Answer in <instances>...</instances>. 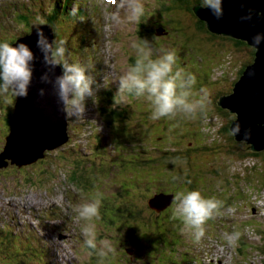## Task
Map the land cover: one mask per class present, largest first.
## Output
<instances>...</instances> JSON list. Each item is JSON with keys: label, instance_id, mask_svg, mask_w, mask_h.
I'll return each mask as SVG.
<instances>
[{"label": "rangeland", "instance_id": "rangeland-1", "mask_svg": "<svg viewBox=\"0 0 264 264\" xmlns=\"http://www.w3.org/2000/svg\"><path fill=\"white\" fill-rule=\"evenodd\" d=\"M160 1L164 0H140L145 10L141 17L146 18L150 12H156L157 9L161 8ZM119 8L117 10L115 8L110 9L107 23L111 30L110 38L107 35L108 27L97 23V18H91L96 26L98 25L100 32L96 58L98 57L100 61L97 67L102 70L101 75L96 74L92 68L86 66L84 58L79 57L78 59L89 69V73L94 80L93 88L99 90L94 93L91 100L87 101V111L83 118H70L73 120L72 124L68 126L71 131L70 139L61 147L52 149V152L50 151L49 156L46 157L47 159L41 158L35 163L23 166H17L10 162L7 165L0 166V264L12 262L2 252L4 239L1 237V233H3L5 238H12V242L9 245L17 250L29 249L31 244L32 249L40 248L42 257L37 256L34 259L41 264H159V261L155 258L156 255L152 252L158 251L160 253L161 251V247L157 242L160 240L157 233L148 230L147 225L142 224L141 221L131 222L129 219L127 221L123 217L120 218L117 207L122 205V199L125 197L123 194L125 191L123 190L125 188L133 189L132 185H135V182L131 185V178L134 181L153 179L154 182L156 175L163 174L164 171L161 170L155 173V168L152 169L148 166L132 167L128 165L129 161L124 160L126 162H122L119 156H126L124 147L112 139L111 141L115 146L108 149L113 155L117 156L116 159H114V156L109 158L103 156L104 153L101 152L103 148L94 149L92 147L96 141L94 139L96 133L100 132L102 134L109 130L105 125L106 123L101 120L102 116L100 114V108L107 106L105 102L106 96L102 93L107 84V79L104 76L108 75L109 80L114 85H118L120 76L134 64L133 61L137 58L131 45L134 42L143 43L137 38V21L133 22L128 19L129 13L126 3H124V9H122L123 17L119 14ZM98 9V14L103 17V7L100 5ZM7 10L15 9L11 7L5 8L0 12V15ZM70 10L73 12L77 11L76 8H69L70 15L72 14ZM45 11V9H41L40 5H37L36 8L22 11L25 15L23 20H18L17 14L12 13L13 18L11 21H13L14 25L11 26L14 28L9 29L6 25H1L0 38L15 33L21 36L22 30H26L28 26L30 28L33 21L38 17H42ZM87 11L90 12L91 10ZM114 14L119 16L118 23L112 18ZM63 16L60 17L61 20L58 19L55 22V31L59 38L66 40L67 34H73L74 31H78L76 30L78 24H80L78 20L82 15H75L72 18H69L68 14ZM185 33L188 34L191 40L188 43L177 39L173 41L172 39L149 38L148 41L153 51V58L156 54H161V49H167L176 52L177 61L174 70L183 69L185 73H190L195 68L202 70L201 66L205 65L207 70H204L203 74L196 78V82L202 79L203 83H207L203 86L209 98L216 96L218 91L229 89L231 82L237 79L240 67L247 57L250 56V49L247 50L246 47L239 46L224 36L206 42L205 34L201 31L190 33L187 30ZM170 36L174 37V34L171 33ZM78 40L84 42L89 39L83 35ZM72 45L73 53L75 51L78 52L79 50L76 49L75 43ZM157 46L158 48H156ZM219 52L221 55L218 54ZM66 58L68 61L71 60V57ZM102 61L107 63L110 69L108 67L104 68L103 64H101ZM192 93L194 99L199 98V91L194 90ZM225 93L228 92L225 91L223 94ZM121 102L127 101L123 100ZM13 103L14 97L10 93L7 97L0 96V140L2 141L0 142V148L4 144V135L8 131V128L6 130L1 128V124H4L5 121L3 112L9 107L13 108ZM208 109L212 116L211 120L209 119L205 123L210 127L213 126L210 130L216 136L219 145L217 146L218 151L225 153L229 143L222 137V133H219V129L225 124L226 116L213 111L212 107ZM127 145L131 147V144ZM70 146L76 147L81 152H86L89 156L86 159L80 157L77 162L73 158L69 157L68 159L62 156L64 153H60L59 150L65 151V149L67 150L66 147ZM223 163V161H220L219 165ZM229 164L231 167L228 169L227 175L232 174L235 176L233 184L236 185V181L239 180L238 183H242L243 186L244 183L247 184L245 187H248V189L246 188L245 192L243 190L242 195L236 194L232 197L234 205H232L233 203L225 204L219 209V214L215 215L214 220L204 226L205 235L200 241L197 242L193 235L188 237L189 243L194 244V246L199 245L202 252L198 253L196 251L194 254L185 255L190 260V258L193 259L195 254H198L200 255L199 258H206L203 261L204 264H264V262H260L257 252H248L249 249L241 252L242 247H245L248 243H241L238 240L233 247L229 246L225 239V234L240 232V238H243V233H246L251 242L256 240V238L253 239L254 236L247 232V229L244 232V225L250 224L254 227H264V182H262L264 177L258 176L260 180H256L252 174L253 167L261 166V171L258 174L264 175L262 171L264 169V154L260 158L247 160H240L237 157L225 159V165L228 168ZM249 168L250 170H248ZM91 171L96 172V175H93ZM248 173L252 175L247 176ZM84 174L88 178H85ZM218 186L222 187L221 184ZM236 186L238 189L239 185L237 184ZM165 187H163L164 191L168 192L169 187ZM153 189L155 191L157 188L153 187ZM97 193L100 195L97 196ZM136 193L140 199L145 195L142 190H137ZM65 197H67L68 202L74 204L75 212H78L77 209L82 203H87L97 198L101 200L99 220L94 219L88 222L80 219L79 215L77 216L80 219L82 235L83 227L87 223L95 224L97 249L88 248L85 244V239L81 237L77 229H67L65 231L59 229L53 237L48 236L50 231H55L50 230V228L41 229L39 233L35 234L30 232L33 230L32 227L35 226L31 221L32 218L40 213L44 214L48 210L45 204L49 201H59L60 205L63 206ZM165 200L166 198L161 197L160 200H155V204H163ZM237 202L239 204H236ZM42 204H44L43 207H40ZM40 210L41 212L39 213ZM57 211H61V209L58 208ZM148 211L150 212V210ZM27 212H29L27 216L30 217L24 223L23 217ZM253 218L256 220H253ZM52 221L51 215L49 217L46 216L41 220V224L52 223ZM39 227L37 224L35 229L38 231ZM129 227H136L138 230L135 229V232H131ZM136 237L137 240L141 239L140 241L148 240L151 248H147L146 244L137 241ZM102 242H107L112 249L105 256H100L99 252L95 253L103 246ZM207 259H210V263ZM161 264L165 263L161 261Z\"/></svg>", "mask_w": 264, "mask_h": 264}, {"label": "trees", "instance_id": "trees-1", "mask_svg": "<svg viewBox=\"0 0 264 264\" xmlns=\"http://www.w3.org/2000/svg\"><path fill=\"white\" fill-rule=\"evenodd\" d=\"M159 3L161 4V8L157 9L156 12H150L149 16L146 18L140 17L139 21H137L136 33L139 41H143V38L148 40L154 37L172 39L173 41L177 39L178 41L188 43L191 40L188 34L185 33L187 30L190 33H194L195 31L203 32L206 42L213 41L220 36L223 37V35L210 32L207 29L206 22L196 15L194 7L196 4L202 5V0H164ZM69 8L70 2H67L66 5H62L59 0H55L54 5H51L49 10H47L48 13L44 15L46 18L43 21L45 24L52 26L58 19L60 20V17H64V14H68L70 16L69 18H72V16H75V12L70 10L72 13L70 15ZM77 11L82 12L80 8H78ZM84 13L78 14L79 16L83 15L85 18V20H82L78 17L80 18L78 20L80 24H78L76 29L78 31H74L73 34H67V37H69V41H71L72 44L75 43L76 49L78 47L82 50H84V48L94 49L93 45L90 44V34L87 28L88 25L92 23V20L89 17L86 18L87 13L85 11ZM20 18L23 20L25 15L20 14ZM5 25L9 29L14 28L11 26L13 24L9 23ZM26 32L27 30H22L23 35ZM171 33L174 34V37L170 36ZM83 35L89 37V44H86V41L83 42L82 40H78L80 36ZM18 37H20L18 33L9 34L1 37L0 43L6 42L11 45ZM224 37L229 38L239 46L246 47L247 50H251V52L249 50L250 56L247 57L246 61L239 69L240 75L244 67L252 62L254 58V48L249 46L245 41L228 36ZM66 47L68 49V54L70 51L68 41H66ZM156 48H158V46ZM74 54H77L76 51ZM218 54L221 55L220 52ZM77 55H79V53ZM157 55L158 54H156L154 58H156ZM83 56L87 59L84 52ZM135 60L133 61L134 63ZM95 62L96 64H100L98 58ZM201 67L202 70L194 67L195 69H192L190 73L197 78L199 75L203 74L204 70H207L205 65ZM93 70L95 73L99 74L102 72L99 68H93ZM239 75L236 78H238ZM235 80L236 79L231 82V87L229 89H225L226 92L231 91ZM200 81L195 83L192 92H194V90L200 92L201 89H204L203 85L207 83H203L202 79ZM117 88L118 85L107 83L106 88L102 91L106 96L105 102L107 106L100 108L101 120L106 123L105 125L109 130L102 134L100 132L96 133L94 138L96 141L92 147L94 149L103 148L101 150V152L104 153L103 156L108 158L114 156V159H116L117 156L113 155L108 149L109 147L115 146L111 141L112 139L124 147L123 149L125 150L126 156H119L122 162L129 161L128 165L132 167L148 166L152 169L155 168V173L161 170L164 171V175L162 173L156 175L157 177L154 182L153 179H139L138 181H134L131 178V182H129L131 185L135 182V185H132L133 189L125 188L123 190L125 191L123 193L125 197L122 199V205L117 207L118 215L120 218L123 217L127 221L128 219L131 222L141 221L142 224L147 225L148 230L157 233L160 240L155 241L159 243L161 251L160 253L158 251L152 252L156 255V257H154L159 261V264H161V261L165 264H204L203 261L206 260V258L201 259L198 254H195L193 259L190 258V260L187 259L188 256L185 255L194 254L196 251L200 253L202 250L199 245L194 246V244L189 243L188 237H191L192 234L189 230L185 229L182 219L173 218L178 203L174 199L175 195L178 192L196 190L205 198L216 196V199L222 202V207L225 204L233 203L232 197L236 194L242 195V191L244 190L245 192L248 187H245L247 184L244 183L243 186V184L238 183L239 180H237L236 185H239L237 189V186L233 184L235 176L232 174L227 175V171H229L228 169H230L231 165L229 164L230 166L228 168L227 165H225V159H233L234 157L240 160L260 158L262 154H264V150L257 152L252 151L245 141H239L231 134L230 124L234 120L235 115L228 109L220 107L218 104L221 94L225 91H218L216 96L210 97L209 99L211 102L207 104L202 112L198 113L195 119H188L178 115L174 119L161 118L160 120L153 121L150 119L152 108L146 99H138L132 94H124L123 98H121V96L117 95ZM94 90V93H96L99 89ZM95 97L99 98L98 96ZM192 99H194V97H192ZM123 100L127 102H121ZM207 107H212L213 111L226 116L225 124L219 129V133H222V137L229 143L225 153L218 151L217 146L219 145L216 136L210 130L213 126L210 127L205 123L209 121V119L211 120L212 116ZM9 108L3 112L5 119V125L3 123L1 124L3 130H6V128L9 130V122L12 115V111ZM72 122L73 120L69 118V125H71ZM6 134L4 136H6ZM0 142L2 141L0 140ZM127 144H131V147ZM66 148L67 150L65 149V151L59 150L64 153L62 156L68 159L69 157L73 158L75 162H77L80 157L86 159L89 156V154L85 152L86 155L76 147L70 146ZM50 151L51 150L46 151L44 158L49 156ZM173 161H175V163H173ZM220 161L224 163L219 165ZM253 168L252 174L256 180H260L258 176L264 177L261 173L258 174V172L261 171V166ZM248 170H250V168ZM262 171L264 173V169H262ZM92 174L96 175V172H92ZM252 174L248 173L247 176ZM84 176L88 178L87 175L84 174ZM219 184H221L222 187L218 186ZM164 186L167 188L169 187L168 192L164 191ZM153 187L157 189L154 191ZM137 190H142V192L145 193L142 199L137 196ZM168 194L172 195L173 198L166 207L157 209L149 205V200L155 195L162 197L163 195L168 196ZM234 204L235 203L232 205ZM236 204L239 203L237 202ZM148 210H150V212ZM213 220L214 218L208 220L204 226L210 224V221ZM253 220L256 219L253 218ZM244 226V232L245 229H247V232L251 233L252 236H254L253 239L256 238V240L250 242L247 234L243 233V238H239V242L248 243V245L242 247L241 252L248 249V252H257V256L260 257V262L263 263L264 227H254L250 224ZM129 229L131 232H135V229L138 230L136 227H129ZM1 237L4 239L2 243V252L4 255H7V258L12 260V262H8L7 264H41L34 259V257L37 256L42 257L40 248L36 247L32 249L33 247L31 248V244L29 249L17 250L9 245V243L12 242V238H5L3 233H1ZM140 240L141 239H138L137 241L146 244L147 248H151V244H148V240ZM96 252H99V250L95 251V253ZM207 260L210 263V259Z\"/></svg>", "mask_w": 264, "mask_h": 264}, {"label": "clouds", "instance_id": "clouds-1", "mask_svg": "<svg viewBox=\"0 0 264 264\" xmlns=\"http://www.w3.org/2000/svg\"><path fill=\"white\" fill-rule=\"evenodd\" d=\"M123 2L127 6L128 19L133 22L139 21L144 13L140 0H123ZM201 6L209 9L218 20L224 15L223 0H202ZM253 14L264 16V13H254L253 9H248L247 15L241 16L240 19L250 21ZM112 18L115 22H119L118 15L114 14ZM44 25L45 22L39 17L33 21L37 36L36 46L41 53V62L46 69L40 76V81L52 86L57 103L61 105L60 110L65 113L68 120L69 118H83L87 111V101L94 96V80L85 65L68 61L66 41L60 40L57 36L55 24L49 25L53 32L51 41L41 27ZM89 34L90 44L94 49L84 48L85 56L87 55L86 62L98 58H96V48L98 47L95 43H91L92 40L95 41V38L91 32ZM15 42L17 40L13 43ZM86 42L89 44L88 40ZM262 42H264V33H257L252 37L253 46L257 49ZM12 44L0 43V96L7 97L10 93L16 99H26L33 81L34 62L37 57L27 44L19 43L16 46H12ZM131 46L135 50L137 58L134 65L127 68L120 76L117 95L123 98L124 94H132L138 99H146L152 108L150 119L153 121L161 118L174 119L178 115L195 119L198 113L202 112L211 102L204 89L200 90L198 99H192V89L196 83V77L191 73H185L183 69L174 70L177 61L174 50L161 49V54L153 58V51L148 40L143 39L142 44L134 42ZM57 67L61 69L60 75L55 74ZM39 95L41 97L45 95L44 88L39 89ZM9 109L12 111L13 108ZM240 132L241 127L239 123H236L231 129V134L238 135ZM244 138L249 139L250 132L246 131ZM99 195L97 193V196ZM174 199L178 203L173 218L182 219L185 229L191 232L197 242L200 241L205 235L204 225L219 213L222 202L214 197L205 198L196 190L178 192ZM100 206L99 198L82 203L77 209L79 218L88 222L94 219L99 220ZM82 231L86 246L90 249H97L95 224L87 223ZM240 236V232H233L225 234V239L229 246L234 247ZM102 245L99 250L100 256H105L107 252L112 251L107 242H102Z\"/></svg>", "mask_w": 264, "mask_h": 264}, {"label": "water", "instance_id": "water-1", "mask_svg": "<svg viewBox=\"0 0 264 264\" xmlns=\"http://www.w3.org/2000/svg\"><path fill=\"white\" fill-rule=\"evenodd\" d=\"M248 9L264 13V0H223L224 15L216 19L212 12L196 4V15L206 22L207 29L217 35L228 36L245 41L254 48V58L247 64L234 82L230 92L222 94L218 100L220 107L228 109L235 115L230 124V130L239 123L241 132L234 135L239 141H245L250 150H264V42L259 49L253 46L252 37L257 33H264V16L253 14L252 20L240 19L247 15ZM49 41L53 40V32L49 25L41 26ZM37 36L35 28L17 39L19 43L27 44L37 57L34 62V75L29 87L28 97L15 98L12 115L9 122V132L0 150V166L9 162L17 166L35 163L44 158L47 150L61 147L69 140V120L62 112L61 105L52 86L43 84L40 76L46 71L41 53L36 46ZM55 74L60 75L57 67ZM45 89V95H39V89ZM250 132V138L245 139L244 133ZM166 198L163 204H155L161 196L155 195L149 200L153 208H164L172 200V195H163Z\"/></svg>", "mask_w": 264, "mask_h": 264}, {"label": "bare ground", "instance_id": "bare-ground-1", "mask_svg": "<svg viewBox=\"0 0 264 264\" xmlns=\"http://www.w3.org/2000/svg\"><path fill=\"white\" fill-rule=\"evenodd\" d=\"M41 18H44V16L43 17H41ZM72 129V128H71ZM69 130V129H68ZM71 132V131H70ZM103 143V142H102ZM101 144V143H100ZM48 151V150H47ZM58 151V150H57ZM52 152V151H51ZM61 153V152H60ZM47 159V158H46ZM113 181V180H112ZM109 182H110V180H109ZM107 185V184H106ZM110 185V184H109ZM108 188V187H107ZM102 189V188H101ZM106 190V189H105ZM104 195V194H103ZM106 195V194H105ZM102 196V195H101ZM102 199V198H101ZM30 231V230H29ZM30 232H32V234H35V233H37V230L35 229V228H33V230L32 231H30ZM47 233V232H46ZM46 237V236H45Z\"/></svg>", "mask_w": 264, "mask_h": 264}]
</instances>
